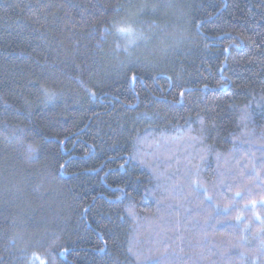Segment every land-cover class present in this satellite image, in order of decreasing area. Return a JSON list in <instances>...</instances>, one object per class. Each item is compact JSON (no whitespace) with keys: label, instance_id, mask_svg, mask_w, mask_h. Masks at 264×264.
<instances>
[{"label":"trees","instance_id":"1","mask_svg":"<svg viewBox=\"0 0 264 264\" xmlns=\"http://www.w3.org/2000/svg\"><path fill=\"white\" fill-rule=\"evenodd\" d=\"M0 264H264V0H0Z\"/></svg>","mask_w":264,"mask_h":264},{"label":"snow or ice","instance_id":"2","mask_svg":"<svg viewBox=\"0 0 264 264\" xmlns=\"http://www.w3.org/2000/svg\"><path fill=\"white\" fill-rule=\"evenodd\" d=\"M119 31L121 32H131V29L130 28H120ZM255 203V202H253Z\"/></svg>","mask_w":264,"mask_h":264}]
</instances>
